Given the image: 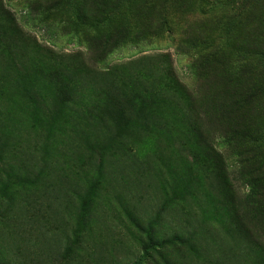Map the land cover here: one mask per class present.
<instances>
[{
    "label": "rangeland",
    "instance_id": "obj_1",
    "mask_svg": "<svg viewBox=\"0 0 264 264\" xmlns=\"http://www.w3.org/2000/svg\"><path fill=\"white\" fill-rule=\"evenodd\" d=\"M67 1L57 6L56 0H0V130L6 128L9 136L0 140V167L16 169L29 180L42 169L48 174L37 190L0 185V264H133L142 250L131 218L148 225L165 202L163 189L167 197L187 201L163 212L161 236L195 233L206 264H247L218 227L229 215L213 206L227 195L217 197L212 180H205L204 187L195 181L196 189L188 194L189 180L201 175L186 151L210 145L220 155L243 228L264 249V59L244 56L234 42L240 0H194V15H172L164 31L149 21L157 0ZM120 10L132 30L129 37L112 41L109 30L118 25ZM83 16L89 24L80 20ZM261 34L254 23L245 40L254 45ZM4 42L10 45L7 53L1 49ZM47 68L64 69L78 94L97 89L103 75L116 68L131 88L146 82L166 91L161 110L172 134L133 142L141 161L152 155L144 170L105 159L103 186L88 225L78 219L81 204L73 197L86 188L73 184L87 173L95 179L99 155L79 149L82 142L76 138L71 147L70 131L71 137H48L28 113L31 93L47 99L39 105L43 118L46 109L57 106L49 95L54 89L42 78ZM93 99L88 93L65 109L73 112ZM73 233L80 235L87 253L77 251L66 261L62 253ZM166 252L176 264H198L185 247Z\"/></svg>",
    "mask_w": 264,
    "mask_h": 264
},
{
    "label": "trees",
    "instance_id": "obj_2",
    "mask_svg": "<svg viewBox=\"0 0 264 264\" xmlns=\"http://www.w3.org/2000/svg\"><path fill=\"white\" fill-rule=\"evenodd\" d=\"M63 2L64 0H56L55 4L59 6ZM67 2L65 0L64 4ZM155 4V11L149 16V21L156 31L168 29L171 25L170 18L176 13L184 16L189 14L194 15L195 13L193 10L194 0H157ZM237 7L238 15L233 17V19L237 18L240 26L236 30L234 42H239L240 53L244 56H256L264 59V35H260V38H258L260 42H256L255 46L253 44L250 45L245 40L246 30L254 23L257 24L259 32H264V0H240ZM124 15L125 13L122 10L118 12V16L115 18V22L118 25L111 26V30H109L110 40L118 41L129 37L132 29L130 24L125 21ZM80 20L89 24L88 17L83 16ZM4 37L9 36L4 34ZM9 48L10 45L6 42L1 47L3 53H7ZM215 55L216 53L211 55V57ZM119 72L120 70L116 68L110 74H104L103 77L105 79L98 83L97 89L84 90L83 93L80 92L81 94H78L76 90L72 89V76L64 72V69L47 68L43 70L42 78L49 81L54 89L49 90L50 99H53L57 103L54 110L46 109L47 116L45 118L42 117L45 111H42L39 105L41 103L44 104L47 99L40 93L28 95V100L32 104L31 108H29L31 110L28 111L29 116L37 123L36 125L39 129L46 131L48 137H52L53 139L67 135L71 137L72 133L73 136L71 138L73 141L69 144L71 147L74 146L72 142H75L74 138H76V140L82 142V144H78L77 146L79 149L85 147L90 150L91 154L99 155L100 164L95 172V179L89 180V174L87 173L85 177L79 180L76 179V182L73 184L77 190L86 188L85 194L82 195L78 191L73 192L74 199L78 200V203L81 204V214L78 215V219H81L86 225L89 224V220H87L88 214L94 209L99 199V190L103 186L104 175L102 170L103 163L106 161L105 159L110 156L117 163L127 161V163H131L133 168L136 167L144 170L146 165L151 166V160L148 159L152 155L149 154L145 157L146 160L144 162L143 160L141 161V157L132 148L133 142H140L142 137L148 135H171V130H173L167 124H164L165 118L161 110L166 98V91H162L161 89L156 91V86L152 85L149 87V84L146 82H143L141 86L138 85L137 88H131L126 79L119 76ZM88 93H92L94 99L87 102L86 106L76 108L70 113L65 109L68 103L74 104L79 99L87 98ZM175 100L176 102L178 101L177 99ZM61 119H64L66 123L61 122ZM191 127L193 132L200 135V129L197 125H192ZM3 129L0 130V140L5 139L9 141L7 129ZM132 135H138V140L133 139ZM49 148L47 146L46 149L49 150ZM186 151L191 155L198 169H200L201 175V178L197 175L189 180L188 189H190L188 194L191 196V191L196 189L194 186L195 181L201 183V187H204L203 183L205 180L214 181L213 187L218 191L217 197L225 198L224 194L227 195L225 202L221 200L215 201L213 208L218 210L220 208L229 215V220L227 219V221L218 225L220 230L224 231L225 238L228 239V241L226 240L228 245L231 246L233 243L232 246L236 247L238 251V258L245 260L247 264H264V249L243 228L238 210L233 204V197L230 196V193L226 189V183L228 182L222 172L220 155L210 145L206 147L204 145H197L195 148H187ZM159 160L161 161V159ZM185 161L187 160L185 159ZM6 165L8 166V164ZM156 169L157 167L154 168V170ZM1 174L4 177H1ZM63 176H66V174ZM46 177H48V174L43 169L36 175L35 180H29L26 179V176H19L16 169L10 167V169L2 170L0 167V185L6 190L17 187H30L33 190H37L44 184L42 182ZM197 177L199 180L196 179ZM257 189L259 191L260 188L258 187ZM163 192L165 202L163 205L161 204V211L156 214L148 225L143 226L141 223L136 222L137 220L131 218L139 234L135 240L139 243L142 250V254L133 264H176L166 251L168 247L178 245L185 247L190 252V256L195 257L193 259L198 264H206L209 259L206 256V258H202L198 249V236L195 233L189 237L181 233L163 237L161 236V232H158L157 229L161 223L162 214L167 207H182L187 201L186 197L183 196H181L180 200L175 197H167L166 189H163ZM74 199L70 202H74ZM71 204L72 206L74 205V203ZM209 226L216 229L214 224H209ZM77 251H81L84 255L87 253V249L82 246L80 235L73 233L71 244L62 253L63 260H73L71 257ZM232 255L235 256L234 254ZM209 263L215 264L212 260Z\"/></svg>",
    "mask_w": 264,
    "mask_h": 264
}]
</instances>
